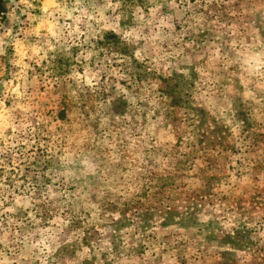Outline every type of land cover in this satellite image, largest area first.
Returning <instances> with one entry per match:
<instances>
[{
	"label": "rangeland",
	"instance_id": "obj_1",
	"mask_svg": "<svg viewBox=\"0 0 264 264\" xmlns=\"http://www.w3.org/2000/svg\"><path fill=\"white\" fill-rule=\"evenodd\" d=\"M0 264H264V0H2Z\"/></svg>",
	"mask_w": 264,
	"mask_h": 264
},
{
	"label": "trees",
	"instance_id": "obj_2",
	"mask_svg": "<svg viewBox=\"0 0 264 264\" xmlns=\"http://www.w3.org/2000/svg\"><path fill=\"white\" fill-rule=\"evenodd\" d=\"M4 12H5V9H4L3 5H2V0H0V18L3 17V13Z\"/></svg>",
	"mask_w": 264,
	"mask_h": 264
}]
</instances>
